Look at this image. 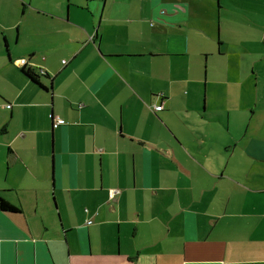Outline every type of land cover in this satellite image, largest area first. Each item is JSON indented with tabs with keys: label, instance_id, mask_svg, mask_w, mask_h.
I'll list each match as a JSON object with an SVG mask.
<instances>
[{
	"label": "crops",
	"instance_id": "0c3cea01",
	"mask_svg": "<svg viewBox=\"0 0 264 264\" xmlns=\"http://www.w3.org/2000/svg\"><path fill=\"white\" fill-rule=\"evenodd\" d=\"M0 264H264V0H0Z\"/></svg>",
	"mask_w": 264,
	"mask_h": 264
},
{
	"label": "built area",
	"instance_id": "2783aa9c",
	"mask_svg": "<svg viewBox=\"0 0 264 264\" xmlns=\"http://www.w3.org/2000/svg\"><path fill=\"white\" fill-rule=\"evenodd\" d=\"M162 108H163L162 105H157V106L154 107V110L159 111ZM51 117H52V120H53L54 125H62V124H65L66 123L63 118L55 117L53 115H51ZM117 191H118L117 189H112L111 190V192H110V198L111 199H113L115 197Z\"/></svg>",
	"mask_w": 264,
	"mask_h": 264
},
{
	"label": "trees",
	"instance_id": "16d2710c",
	"mask_svg": "<svg viewBox=\"0 0 264 264\" xmlns=\"http://www.w3.org/2000/svg\"><path fill=\"white\" fill-rule=\"evenodd\" d=\"M28 75H30L35 81H37V75L32 73L30 70L28 71ZM2 207L3 208H9L11 210L14 209V207L12 205H10L9 203L5 202L4 200H2Z\"/></svg>",
	"mask_w": 264,
	"mask_h": 264
},
{
	"label": "water",
	"instance_id": "95a60500",
	"mask_svg": "<svg viewBox=\"0 0 264 264\" xmlns=\"http://www.w3.org/2000/svg\"><path fill=\"white\" fill-rule=\"evenodd\" d=\"M53 115V114H52Z\"/></svg>",
	"mask_w": 264,
	"mask_h": 264
}]
</instances>
